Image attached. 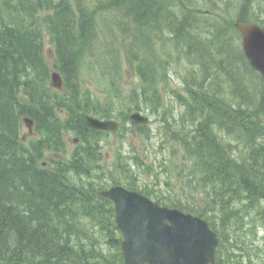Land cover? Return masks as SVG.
Instances as JSON below:
<instances>
[{
    "label": "trees",
    "instance_id": "16d2710c",
    "mask_svg": "<svg viewBox=\"0 0 264 264\" xmlns=\"http://www.w3.org/2000/svg\"><path fill=\"white\" fill-rule=\"evenodd\" d=\"M69 4L70 0H0V264H96L98 261L121 264L119 251L104 255L96 249L85 248L80 242L81 214L97 219L103 207L99 197L93 194L92 200L85 197L87 210H81V193L72 190L57 174H50L38 166L43 152L53 149L55 142L62 140L61 126L50 104L52 93L45 84L49 77L44 49L45 32L56 44L59 71L64 72L66 68L77 65L81 58L73 40L74 33L78 29V35L88 30L87 25L93 21L95 12L81 6L79 16H73ZM135 4L145 6L143 0H135ZM106 6L101 1L99 8H108ZM58 9L73 17L67 23L55 24L59 14L66 17ZM155 10L157 12L152 21L165 23L173 37L184 38L183 42L191 52L192 47H198V41L189 36L175 13ZM51 11L53 15H49ZM44 12L47 14L42 19L40 15ZM248 16L252 18L254 15ZM46 22H49L48 27ZM138 22L142 24L140 20ZM80 39H86V34ZM197 56L201 58L198 52ZM224 68L216 63L202 65L201 69H194L190 80H184L186 97L182 100H185V114L192 119L191 122L198 119L195 114L197 109L210 111L209 117L206 114L200 116L195 134L179 138L186 152L189 154L193 150V155L197 154L202 163L194 170L191 167L184 171L196 176V186L207 191V195L216 199L222 208L227 198L239 196L240 190L250 194V203L259 197L264 198V160H260L263 153L255 154L258 164L251 165L245 156L239 167L230 164L223 153L225 143L231 146L227 140L235 137L236 127L244 128L242 119L249 120L244 131L250 139H254L255 134L256 139L260 137L264 140V125H255L252 112L248 113L254 107L256 98L247 89H241L239 93L234 90L227 92L220 84H215L220 76L225 85L230 79L234 80ZM143 80L149 83L147 78ZM156 102L160 103V100ZM257 107L260 108L258 101ZM26 117L34 119L36 130L46 134V143H33L32 148L22 143L20 131L22 120ZM213 123L219 125L215 128L220 130L219 138L224 142L213 133ZM74 126L80 127L78 120H74L70 128ZM182 126L187 127V124ZM85 151L88 155V147ZM125 167L121 164L123 174L128 173ZM196 171H199L198 177ZM130 178L133 181L129 182L133 184L130 188L138 189L137 180L131 175ZM251 184L253 194L250 192ZM141 190L146 192V189ZM32 200L37 201L36 205ZM166 204L188 211L194 209L179 199ZM261 208L260 216L264 220V206ZM195 210H199L198 207ZM109 216V212H104L102 218ZM228 221L238 222L233 215L227 217L224 213L222 223L227 224ZM58 224L64 225L66 233H59ZM107 224L102 221L100 225ZM118 241L111 237L110 242L117 250L120 248Z\"/></svg>",
    "mask_w": 264,
    "mask_h": 264
},
{
    "label": "rangeland",
    "instance_id": "374dc122",
    "mask_svg": "<svg viewBox=\"0 0 264 264\" xmlns=\"http://www.w3.org/2000/svg\"><path fill=\"white\" fill-rule=\"evenodd\" d=\"M111 0H106L105 4H109ZM118 8L114 5L106 6L108 8L101 9L99 8L100 5L95 0H81V5L85 6L86 8H90V10H94L93 14V21L87 25V29L81 34L78 35L79 29L77 32L74 33L73 38L75 44H76V50H79L81 53V61L80 66L77 67L76 72L73 74V77H77V81L79 83V90L80 95H83L85 90H89L91 92H94L98 95L99 99L101 96H105V92L107 90H110L112 96H113V105L117 106V108L121 109L116 114L121 115V119L124 117H129V115L136 110V103L135 102H127L125 97H129L132 95V92L130 89H138V91H141L143 88V79H141V85L140 82L135 81L132 77V73L130 72V67L127 64L128 61H131V66L135 68H139L137 70H140V66L138 64L134 63L132 53L133 52H141V55H144L143 61H149L152 64H154L155 59L158 57H162L163 60L167 59V56L164 53V48L162 45V41L165 37L162 36V32L165 31L164 29L159 27H154L153 30L149 28L148 26H142L141 29L138 28L139 24L135 23L134 20L127 16V13L123 11L124 9H120V2L121 0H115ZM145 1V3H144ZM69 4V10L71 14L78 15L79 16V9H81V5H77V0H70ZM143 3L146 4V0H143ZM250 8L248 9L247 13L248 15H255V8L252 5V0L249 1ZM254 4H256L257 7H261L264 9V0H254ZM185 5L186 7L190 6V0H176L175 7H180ZM235 7V6H234ZM233 7V8H234ZM223 8H225L223 6ZM252 9V10H250ZM61 12H64L66 14V17H63L64 14H59L55 20V24H58L59 22L67 23L70 21L73 16L67 15V12L63 9H58ZM178 11L182 14L185 12L189 13L192 12L193 9H178ZM235 13V12H233ZM46 12L42 13L40 17L44 19ZM190 14V13H189ZM49 15H53V11L49 12ZM131 13H129V16ZM191 15V14H190ZM231 14H229L230 16ZM234 16V14H232ZM165 21V19H163ZM248 20V19H246ZM237 21V20H236ZM47 27L49 25V22H46ZM227 28H229L230 31L234 30L233 23L230 21L225 24ZM200 26L198 23L195 25L196 33L199 34ZM192 31L194 29L192 28ZM45 32V31H44ZM90 33V34H89ZM219 33L223 34V36H216V35H209L204 36L202 35L199 37V40L202 45V50L204 54L208 58H214L217 57L218 54H213V51L217 50L216 47H220L223 42V49L224 44H231L232 41L234 42L235 46L239 44V39L237 37H232L229 33L226 31H220ZM46 36L44 38V49H45V59L48 63V76L50 73V69H53L54 66L59 62L58 56H57V47H53L52 44H55L51 41V35L48 32H45ZM86 34V39L81 40L80 36ZM89 34V35H87ZM174 43V39H171ZM207 40V41H205ZM216 46V47H215ZM238 47V46H237ZM169 48V47H168ZM167 48V49H168ZM162 51L164 52H161ZM172 51V50H169ZM173 53H170V55ZM172 56V55H171ZM236 56V57H235ZM235 56L229 55L226 53L225 58H230L232 60L237 61L238 63L232 64L229 68L231 70V75L234 77V80L230 79V82L225 85L223 79L220 81L218 80V83L220 86L227 92L234 90L239 93L241 90V85L243 87H246L250 94L253 97H259V105L260 108L257 107V101L254 102V107L252 106L251 109H249L248 113L252 112L253 114V123L257 126L264 124V83L260 84V78L258 75L251 70V66L249 64H245V57L242 53L241 49H238V52L235 54ZM245 60V61H244ZM164 63V62H163ZM162 64L161 68H159L161 71H159L158 77H163L169 73L167 70V66L165 64ZM166 63V61H165ZM167 64V63H166ZM193 64V63H192ZM158 65V64H157ZM149 66V63L146 65ZM193 67V66H192ZM202 67V66H201ZM58 68V67H57ZM57 68L55 70H57ZM189 68V66L186 63H177V66L174 68L177 73L174 74V80L171 82V89L179 90L181 89V81L180 77L185 74V69ZM54 70V71H55ZM143 73L146 74L147 79L152 78V70L151 72H147V69L145 70L143 68ZM254 75V76H253ZM223 78V76H222ZM49 84V80L45 82ZM150 90L151 88L148 87ZM165 90V102H166V113L167 117L170 122L173 123V118H171L169 115L172 114L175 117V122L173 129L174 131L176 129H179L181 127V124H187V119H181L180 114L183 112V106L179 103H175L173 94L170 92H166ZM104 102L103 100H101ZM125 107H127L125 109ZM237 107V106H236ZM209 111L210 109L205 110L203 108H199L195 111V114L198 116H204L205 114L209 117ZM257 115L259 117H257ZM64 115H61V118H63ZM118 118V117H117ZM152 124L150 126V134L152 135V140L149 142H146L143 140V137H137V136H130L123 142V151L133 153L136 152L137 155H140L141 157H138L140 160H144L146 164H155L157 169L160 171V163L168 162L169 160H173L172 167L168 168V173H163L160 176V182H157V185L159 189L165 193V194H173L175 191V188H179L181 186L182 177H180V173L178 170V164L180 162V156L181 152L177 149V151L173 152V155L171 153V150L168 145H165V143L169 142V145L171 149H175L177 145L175 143H171L166 138V132H168L167 129V123L165 120L161 119L159 121V118L154 119L152 117ZM200 120V119H199ZM245 126L239 129V131H244L246 126L249 124V120L242 119ZM198 120H196L197 122ZM195 122V123H196ZM189 124V123H188ZM127 126L131 127L130 122L127 121ZM199 126V124H196ZM262 127V126H261ZM260 127V128H261ZM262 129V128H261ZM247 130V129H246ZM245 132V131H244ZM23 133L28 135V130L26 127L23 128ZM29 137V136H28ZM254 139H250L249 134L246 132L245 136H243L237 143L236 146H238L239 150L246 151L243 152L244 156L247 157L249 163L251 165L258 164L259 161H257L255 154L256 153H263L262 157H260L261 162L264 160V140H262L260 137H255ZM37 140V139H35ZM114 139H110V144L107 145L103 152L112 154L113 149H117L120 146V141L117 142V145L113 144ZM163 143V147L160 148V144ZM154 151L156 154V157L153 158L150 153L151 151ZM115 153V152H114ZM143 163V162H142ZM155 167V166H154ZM136 170V169H135ZM144 170V169H143ZM137 171V170H136ZM138 172V171H137ZM139 180H140V186H144L145 180L150 183L151 181L148 180L150 172H143L142 170L138 173ZM171 181H170V180ZM169 180L171 184H175L171 188H167L165 185V181ZM83 193L81 192V195ZM216 203V202H215ZM79 207H81V210H87V202L86 200L81 199V203L79 204ZM71 218V217H70ZM59 233L62 234V232H65V228L63 224H58ZM66 233V232H65ZM98 234V231H97ZM79 235L81 236L82 233L80 232ZM242 240H244L243 236L241 237ZM86 237H81L80 242H85ZM240 246V245H239ZM227 250V249H226ZM98 251H102L103 253H110L115 252L116 250L112 246H108L104 249H99ZM237 258L238 255L234 253ZM236 258V259H237Z\"/></svg>",
    "mask_w": 264,
    "mask_h": 264
},
{
    "label": "water",
    "instance_id": "95a60500",
    "mask_svg": "<svg viewBox=\"0 0 264 264\" xmlns=\"http://www.w3.org/2000/svg\"><path fill=\"white\" fill-rule=\"evenodd\" d=\"M238 27L243 35L245 52L258 68V57H264V33L256 26ZM53 82L56 87L61 85L57 74L53 75ZM135 120L144 122L138 117ZM106 195L117 204V223L125 238V264H208L211 261L212 242L202 221L171 216L174 228L168 229L162 223V211L141 196L123 189ZM129 215L131 218L127 222Z\"/></svg>",
    "mask_w": 264,
    "mask_h": 264
},
{
    "label": "bare ground",
    "instance_id": "6f19581e",
    "mask_svg": "<svg viewBox=\"0 0 264 264\" xmlns=\"http://www.w3.org/2000/svg\"><path fill=\"white\" fill-rule=\"evenodd\" d=\"M152 0H146V5L145 6H139L136 5L133 9L134 14L140 19V21L142 22V24L144 26H148L150 27L152 25V20H153V15L157 12L155 9H149L150 5H151ZM239 136V133H236V136ZM55 144H53L54 146ZM235 152H240V150L238 149V147H228L227 150L231 151L233 150ZM223 154V153H222ZM233 162L235 163L236 167H239L242 164V159L240 156L236 155V154H231L230 155V164H233ZM250 192L251 194L254 193V187L251 184L250 185ZM32 202L35 204L37 203V201L32 200ZM36 205V204H35ZM226 261V256H223L221 258V263L225 264Z\"/></svg>",
    "mask_w": 264,
    "mask_h": 264
}]
</instances>
